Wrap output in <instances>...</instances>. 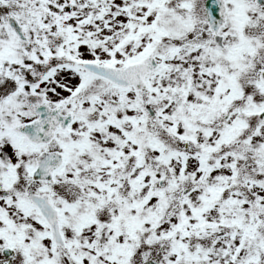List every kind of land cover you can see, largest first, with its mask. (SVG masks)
Here are the masks:
<instances>
[{
    "label": "snow or ice",
    "instance_id": "1",
    "mask_svg": "<svg viewBox=\"0 0 264 264\" xmlns=\"http://www.w3.org/2000/svg\"><path fill=\"white\" fill-rule=\"evenodd\" d=\"M0 264H264V0H0Z\"/></svg>",
    "mask_w": 264,
    "mask_h": 264
}]
</instances>
